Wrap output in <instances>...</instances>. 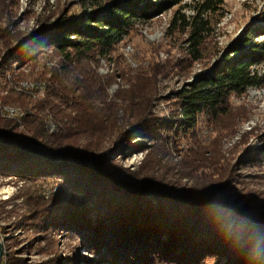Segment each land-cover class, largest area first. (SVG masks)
<instances>
[{
  "label": "trees",
  "instance_id": "1",
  "mask_svg": "<svg viewBox=\"0 0 264 264\" xmlns=\"http://www.w3.org/2000/svg\"><path fill=\"white\" fill-rule=\"evenodd\" d=\"M182 1L90 0L86 4L90 10L74 19L62 13L51 25L22 36L11 31L18 2L0 0V23L5 24L0 26V74L6 81H21L14 75L16 64L32 60L44 49L61 57L46 83V97L33 100L29 94L30 106L22 117H7L2 108L7 102H0V173L55 182L57 190L51 191L50 199H31L33 220L45 228L78 229L88 248L107 264H264V200L238 188L235 175L194 194L178 195L152 175L133 183L138 174L112 156L119 148L93 143L92 137H103L106 129L89 109L96 94L90 82L103 81L89 64L110 59L140 24L179 8L169 31L186 34L189 59L197 62L212 53L211 40L226 1L198 0L191 16L182 12ZM214 53L211 66L174 93L168 118L153 115V96L143 91L157 76L146 77L151 74L146 69L140 73L137 85L144 84L142 91L125 97L131 105L125 117L133 121L134 130L129 132L116 119L110 139L118 142L134 134L167 151L183 139H196L203 123L214 124L228 115L234 97L264 86L263 21ZM78 86L85 92L76 98ZM68 109L72 114L66 113ZM49 117L57 125L53 132L47 130ZM256 156L263 158L264 148ZM2 264L29 263L7 254ZM40 264H62V259Z\"/></svg>",
  "mask_w": 264,
  "mask_h": 264
},
{
  "label": "rangeland",
  "instance_id": "2",
  "mask_svg": "<svg viewBox=\"0 0 264 264\" xmlns=\"http://www.w3.org/2000/svg\"><path fill=\"white\" fill-rule=\"evenodd\" d=\"M88 1L16 0V26L11 31L22 36L31 34L45 24L51 25L62 13L74 19L90 10L86 6ZM100 1L107 3V0ZM225 1V9L218 16L220 23L211 40L212 53L200 61L189 59L186 34L169 31L172 15L179 9L175 8L140 24L110 59L101 58L89 64L91 71L103 79L101 84L96 79L90 82L91 90L96 94L92 96L89 109L92 115H98L97 120L106 129L103 137L98 134L92 137L93 143L98 141L103 147L119 148L112 156L118 164L138 174L139 180L132 181L135 184L141 183L145 175H152L175 194L188 195L217 183L224 176L235 175L238 188L251 191L264 200V157L256 156L264 148V86L250 89L242 97H234L228 115L214 124L203 123L196 139H183L167 151L157 150L148 139L134 134L126 135L118 142L109 137L116 119L125 124L129 132L134 130L133 121H127L125 117L131 110L125 97L142 91L139 88L144 84L138 86L137 78L140 73H145V69L151 72L145 73L146 77L157 76L153 82L150 79V84L143 90L153 96L152 113L158 119L168 118L173 113L174 93L211 66L216 59L214 52L235 43L251 25L264 22V0ZM197 2L183 0L180 7L185 8L182 12L193 15L192 7ZM0 26L5 27V24L0 23ZM2 49L0 39V53ZM118 55L122 56L117 58ZM60 61V55L47 48L32 60L16 64L14 75L23 78L21 81L9 82L0 74V102L24 111L30 106L29 94L33 100L45 98L46 83ZM22 83L33 87L21 89ZM84 92V88L78 86L74 96L79 98ZM66 113L72 114L69 109ZM52 122L55 123L49 117L46 122L49 132ZM56 185L53 181H30L0 173V188L9 190L0 194V239L5 255L14 254L29 264H40L56 257L62 259V264H107L100 254L88 248L87 240L78 229L45 228L33 220L31 199L39 196L50 199L51 191L57 190Z\"/></svg>",
  "mask_w": 264,
  "mask_h": 264
},
{
  "label": "bare ground",
  "instance_id": "3",
  "mask_svg": "<svg viewBox=\"0 0 264 264\" xmlns=\"http://www.w3.org/2000/svg\"><path fill=\"white\" fill-rule=\"evenodd\" d=\"M44 86H45V84H44ZM32 87H33V85H30L28 83H22L20 86L21 89L23 88V89H27V90L32 88ZM3 113L7 117L12 118V119H18L24 115V111H20L19 109L14 108V107H10V106H4L3 107ZM56 129H57V125L52 122V124L50 126V131L53 132ZM8 192H9L8 189L0 188V194H4V193H8Z\"/></svg>",
  "mask_w": 264,
  "mask_h": 264
},
{
  "label": "water",
  "instance_id": "4",
  "mask_svg": "<svg viewBox=\"0 0 264 264\" xmlns=\"http://www.w3.org/2000/svg\"><path fill=\"white\" fill-rule=\"evenodd\" d=\"M4 255H5L4 244L0 239V264H2L3 262Z\"/></svg>",
  "mask_w": 264,
  "mask_h": 264
}]
</instances>
